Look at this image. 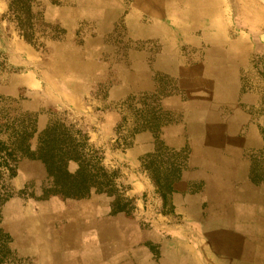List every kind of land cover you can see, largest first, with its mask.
<instances>
[{
  "label": "rangeland",
  "instance_id": "374dc122",
  "mask_svg": "<svg viewBox=\"0 0 264 264\" xmlns=\"http://www.w3.org/2000/svg\"><path fill=\"white\" fill-rule=\"evenodd\" d=\"M0 11V264H264V0Z\"/></svg>",
  "mask_w": 264,
  "mask_h": 264
},
{
  "label": "trees",
  "instance_id": "16d2710c",
  "mask_svg": "<svg viewBox=\"0 0 264 264\" xmlns=\"http://www.w3.org/2000/svg\"><path fill=\"white\" fill-rule=\"evenodd\" d=\"M20 36L22 37V38H24V39H26L27 40V32L26 31H21L20 33ZM2 51H1V49H0V55L2 54L1 53ZM34 133V132H33ZM28 133L27 132H25V130L22 132V141H21V144H22V147H21V153H23V154H27L28 152L30 153V150H31V139H32V134H29V135H27ZM42 134L43 135H45L46 137H47V132L46 131H43L42 132ZM44 144H45V141H43L42 143H41V137L39 138L38 137V142H37V144H36V148L34 149V151H33V153L35 152V153H39V152H41V150L43 149V147H44ZM12 154H14V153H11V154H7L8 156H12ZM13 168H15L14 167V165H13ZM7 170H9V172H10V175L12 176L13 175V172H14V170H12V168H9V167H7Z\"/></svg>",
  "mask_w": 264,
  "mask_h": 264
},
{
  "label": "crops",
  "instance_id": "0c3cea01",
  "mask_svg": "<svg viewBox=\"0 0 264 264\" xmlns=\"http://www.w3.org/2000/svg\"><path fill=\"white\" fill-rule=\"evenodd\" d=\"M0 13H2V12L0 11Z\"/></svg>",
  "mask_w": 264,
  "mask_h": 264
}]
</instances>
